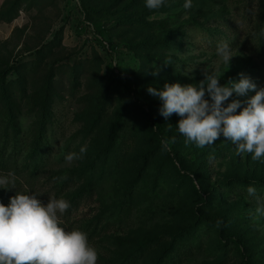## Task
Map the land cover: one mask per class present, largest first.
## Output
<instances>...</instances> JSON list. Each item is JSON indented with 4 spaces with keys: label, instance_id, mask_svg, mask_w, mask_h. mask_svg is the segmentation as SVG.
<instances>
[{
    "label": "rangeland",
    "instance_id": "374dc122",
    "mask_svg": "<svg viewBox=\"0 0 264 264\" xmlns=\"http://www.w3.org/2000/svg\"><path fill=\"white\" fill-rule=\"evenodd\" d=\"M185 2L0 0V177L15 178L0 203L65 199L60 226L86 233L97 264H264V217L247 194L264 198V157L223 135L186 144L181 117L161 116L147 91L198 84L206 68L222 86L243 73L264 88V0Z\"/></svg>",
    "mask_w": 264,
    "mask_h": 264
},
{
    "label": "clouds",
    "instance_id": "9594fccd",
    "mask_svg": "<svg viewBox=\"0 0 264 264\" xmlns=\"http://www.w3.org/2000/svg\"><path fill=\"white\" fill-rule=\"evenodd\" d=\"M164 3L165 0H145V7L157 10ZM183 7L190 9L192 0H186ZM216 52L223 63L230 65L234 55L226 42L218 44ZM163 63L171 64L170 58ZM160 71L156 67L151 74L157 76ZM203 75L204 79L195 85L165 83L162 90L149 86L148 93L162 101L159 114L165 119L174 113L181 117L177 130L186 138V144L194 142L203 148L223 135L236 146L237 155L250 153L253 161L260 160L264 157V88L257 90L243 73L238 81L229 78L223 86L219 82L222 75L207 68ZM252 91L255 95L247 100L232 99L225 105L233 94L244 97ZM206 93L210 100L205 98ZM175 140L172 137L171 143ZM161 146L162 150L171 151L169 139H162ZM85 152L82 147L79 154L69 153L65 159L71 163ZM10 184L14 188L13 173L0 177V188L11 189ZM247 194L255 200L256 216L264 217V198L253 186L247 188ZM69 207L63 198L43 203L36 195L17 192L7 206L0 203V264H97V250L89 244L86 233L79 229L66 231L60 226V215ZM220 223L217 221V225Z\"/></svg>",
    "mask_w": 264,
    "mask_h": 264
},
{
    "label": "trees",
    "instance_id": "16d2710c",
    "mask_svg": "<svg viewBox=\"0 0 264 264\" xmlns=\"http://www.w3.org/2000/svg\"><path fill=\"white\" fill-rule=\"evenodd\" d=\"M4 82H2V84L0 85V89H4ZM157 125V133H162L163 132V128L161 126H159V124H156ZM39 149V148H38ZM40 168V167H39ZM243 182H247V181H243ZM73 203V202H72ZM170 262H166V264H169Z\"/></svg>",
    "mask_w": 264,
    "mask_h": 264
}]
</instances>
